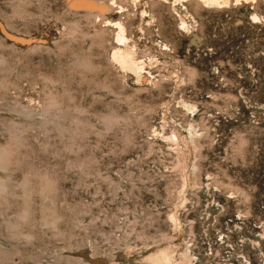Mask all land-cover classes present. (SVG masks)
I'll use <instances>...</instances> for the list:
<instances>
[{
  "label": "rangeland",
  "instance_id": "rangeland-1",
  "mask_svg": "<svg viewBox=\"0 0 264 264\" xmlns=\"http://www.w3.org/2000/svg\"><path fill=\"white\" fill-rule=\"evenodd\" d=\"M77 1L0 0L8 175L61 217L13 238L18 191L0 264H264V0Z\"/></svg>",
  "mask_w": 264,
  "mask_h": 264
},
{
  "label": "clouds",
  "instance_id": "clouds-1",
  "mask_svg": "<svg viewBox=\"0 0 264 264\" xmlns=\"http://www.w3.org/2000/svg\"><path fill=\"white\" fill-rule=\"evenodd\" d=\"M0 71H6L0 69ZM82 134L73 132L72 135ZM18 151V142L15 135L5 144H0V208L8 205L9 199H14L19 191V199L24 201L25 212L22 219L10 225V234L13 238L24 237L25 229H52L60 223L61 217L54 199L55 187L50 177L39 170H30L23 175L22 180L13 185L8 173L17 166L15 160ZM36 197L38 203L33 199ZM35 205V211L32 206ZM2 215V213H0Z\"/></svg>",
  "mask_w": 264,
  "mask_h": 264
},
{
  "label": "bare ground",
  "instance_id": "bare-ground-1",
  "mask_svg": "<svg viewBox=\"0 0 264 264\" xmlns=\"http://www.w3.org/2000/svg\"><path fill=\"white\" fill-rule=\"evenodd\" d=\"M78 1H77L78 3H76V4H79L80 2H82L80 0H78ZM85 1H87V0H85ZM199 1H201L202 3H204L206 5H217V3L220 2L221 0H199ZM221 2H223V0ZM85 4L87 5V2H85ZM90 7H91V5H90ZM125 52H127V51H125ZM120 59L123 60V61L126 60L124 57H120ZM152 261H154L155 264L163 263V262H165L166 264H189L188 263L189 260H188L187 256H184L180 260H178V261L176 260V261L173 262V261H170V259L166 257L165 253L164 254L163 253H159V254L155 255L153 257Z\"/></svg>",
  "mask_w": 264,
  "mask_h": 264
},
{
  "label": "snow or ice",
  "instance_id": "snow-or-ice-1",
  "mask_svg": "<svg viewBox=\"0 0 264 264\" xmlns=\"http://www.w3.org/2000/svg\"><path fill=\"white\" fill-rule=\"evenodd\" d=\"M238 2H239V0H238ZM255 19V18H254Z\"/></svg>",
  "mask_w": 264,
  "mask_h": 264
}]
</instances>
